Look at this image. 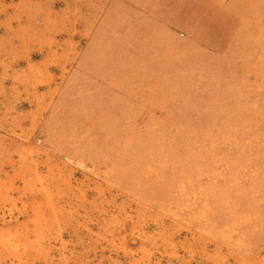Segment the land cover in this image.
Returning <instances> with one entry per match:
<instances>
[{
    "label": "rangeland",
    "instance_id": "rangeland-1",
    "mask_svg": "<svg viewBox=\"0 0 264 264\" xmlns=\"http://www.w3.org/2000/svg\"><path fill=\"white\" fill-rule=\"evenodd\" d=\"M0 264H264V0H0Z\"/></svg>",
    "mask_w": 264,
    "mask_h": 264
}]
</instances>
